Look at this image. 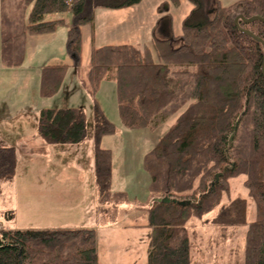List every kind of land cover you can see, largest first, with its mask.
<instances>
[{
  "label": "trees",
  "instance_id": "1",
  "mask_svg": "<svg viewBox=\"0 0 264 264\" xmlns=\"http://www.w3.org/2000/svg\"><path fill=\"white\" fill-rule=\"evenodd\" d=\"M141 1L2 0L3 62L22 65L29 35L67 26L66 48L72 62L42 67V95L52 96L70 67L81 69L82 27H93L95 10L121 9ZM190 1L194 6L182 21L181 33L172 39L155 38L156 57L150 48L133 44L91 49L83 82L94 101L96 209L101 224L111 225L129 203L127 191L113 189V150L102 146L104 137L119 131L96 98L101 83L112 81L126 128H157L160 121L177 114L143 157L142 167L151 175L144 207L147 220L135 227L151 231L147 264H193L188 223L198 219L224 228L246 223L249 198L255 202L256 218L247 230L244 260L236 264H264V45L243 30L264 39V21L241 19L240 26L235 22L238 15L264 18V0H237L227 6L218 2L213 14L202 0ZM179 4L180 0H165L158 11ZM56 12L70 14V20H45L46 14ZM87 133L82 107L40 111L37 134L46 143L83 144ZM16 167L14 151L0 147V195L4 182L15 178ZM240 175L246 176L249 198L225 202L231 179ZM166 196L186 204L154 201ZM0 264H102L98 229L2 228Z\"/></svg>",
  "mask_w": 264,
  "mask_h": 264
},
{
  "label": "rangeland",
  "instance_id": "2",
  "mask_svg": "<svg viewBox=\"0 0 264 264\" xmlns=\"http://www.w3.org/2000/svg\"><path fill=\"white\" fill-rule=\"evenodd\" d=\"M57 18L50 15L45 20ZM82 29L81 69L70 67L61 89L52 96H44L43 65L71 63L73 60L66 48L68 27L60 26L53 33L28 37L22 65L7 66L2 57L0 0V147L11 148L17 164L15 178L4 182L0 195V229L96 227L102 264H147L151 231L130 225L144 223L147 220L146 210L139 209V206H134L131 211L124 208L117 223L104 225L96 209L94 101L83 82L89 70L91 25L86 24ZM96 98L108 119L119 127L116 134L102 140V146L111 148L114 154L113 189L131 192L137 185L135 191H138V196L145 197L149 191L139 174L148 175L150 182L151 175L142 167L143 157L174 122L177 114L160 121L157 128L132 130L120 121L115 82L103 81ZM66 106H78L85 110L86 142H44L37 134L41 109ZM245 178V175H240L231 179V191L226 194L225 202L249 198ZM138 201L136 203L140 204ZM7 212H13L14 217L9 218ZM255 218L256 205L249 198L246 223L224 228L198 219L191 220L188 230L193 264L243 262L247 230Z\"/></svg>",
  "mask_w": 264,
  "mask_h": 264
},
{
  "label": "crops",
  "instance_id": "3",
  "mask_svg": "<svg viewBox=\"0 0 264 264\" xmlns=\"http://www.w3.org/2000/svg\"><path fill=\"white\" fill-rule=\"evenodd\" d=\"M163 1L165 0H142L139 4L121 9L97 8L95 10L94 25L93 27L91 26V49L93 46L100 47L107 44H133L150 48L156 57L155 38L166 40L179 35L184 17L194 6L190 0H180V4L172 5L169 11L159 12L158 6ZM202 1L209 13L212 12L213 14L218 2L227 6L237 0ZM50 15L59 18L64 17L67 20L70 17L68 13L56 12L46 14L44 18ZM31 36L36 37L38 35H30L29 38ZM139 175L143 177L148 188L150 177L142 173ZM136 181L137 179L135 184H137ZM137 188L138 186L136 185L131 192L128 190H116L129 193V204H126L125 208H129L130 211L134 206H139V209L145 210L144 207L148 204L149 194H146L145 197H140L138 196V191H135ZM136 200H140L138 201L140 204H137ZM137 224L139 223L134 222L130 225L135 227Z\"/></svg>",
  "mask_w": 264,
  "mask_h": 264
},
{
  "label": "water",
  "instance_id": "4",
  "mask_svg": "<svg viewBox=\"0 0 264 264\" xmlns=\"http://www.w3.org/2000/svg\"><path fill=\"white\" fill-rule=\"evenodd\" d=\"M243 20L245 23H250V22H253L255 20H263L264 21V18L260 15H255L251 18H246L245 16L243 15H238L235 19V22L237 25L240 26V20ZM243 29V28H242ZM244 32H246L247 34L253 36L254 38H256L259 42L263 43L264 45V39H262L261 37L257 36L254 32L248 30V29H243ZM263 75H264V62H263ZM222 175V173H219L216 177V181L219 180V177ZM154 201H158V202H166V203H169L171 201L173 202H179L180 204L184 205L186 204V201H178L177 199H172L168 196L164 197V198H154Z\"/></svg>",
  "mask_w": 264,
  "mask_h": 264
}]
</instances>
